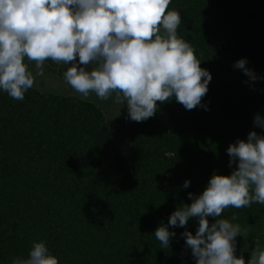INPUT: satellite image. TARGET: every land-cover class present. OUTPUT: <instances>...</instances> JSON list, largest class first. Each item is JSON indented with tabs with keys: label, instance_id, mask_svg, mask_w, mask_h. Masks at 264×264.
Returning <instances> with one entry per match:
<instances>
[{
	"label": "trees",
	"instance_id": "obj_1",
	"mask_svg": "<svg viewBox=\"0 0 264 264\" xmlns=\"http://www.w3.org/2000/svg\"><path fill=\"white\" fill-rule=\"evenodd\" d=\"M169 10L180 12L177 34L212 76L201 101L208 110L173 98L136 122L120 104L127 138L118 143L100 104L76 93L30 88L14 100L0 90V264L39 241L59 264H196L182 233L195 235L198 218L184 227L168 220L214 173L231 174L230 144L264 135L254 125L264 117V0H171ZM242 58L256 81L234 67ZM218 219L244 230L235 254L246 264L255 241L264 248V205L226 208ZM161 225L175 233L168 249L154 234Z\"/></svg>",
	"mask_w": 264,
	"mask_h": 264
},
{
	"label": "clouds",
	"instance_id": "obj_2",
	"mask_svg": "<svg viewBox=\"0 0 264 264\" xmlns=\"http://www.w3.org/2000/svg\"><path fill=\"white\" fill-rule=\"evenodd\" d=\"M170 4L171 0H0V90L23 100L51 59L71 65L63 75L77 93L85 98L94 93L102 101L115 94L113 102L125 104L136 122L153 117L158 103L173 98L186 110H208L201 101L212 76L200 66L192 45L178 36L181 15L169 10ZM26 60L35 63V76ZM246 65L242 58L234 67L256 81ZM254 125L264 128V117L257 114ZM227 154L229 167L236 165L231 174L214 173L202 194L189 193L191 204L178 207L168 220V225L184 227L190 218H198L195 235L182 233L196 264H246L235 254L236 237L244 230L218 217L226 208L264 205V135L251 131L246 141L230 144ZM189 185L186 180L183 187ZM208 217L217 219L210 224ZM168 225L154 232L163 249L175 236ZM254 244L247 264H264V248L259 241ZM11 264L59 261L39 241Z\"/></svg>",
	"mask_w": 264,
	"mask_h": 264
},
{
	"label": "rangeland",
	"instance_id": "obj_3",
	"mask_svg": "<svg viewBox=\"0 0 264 264\" xmlns=\"http://www.w3.org/2000/svg\"><path fill=\"white\" fill-rule=\"evenodd\" d=\"M25 62L28 64L29 70L32 71L33 75L35 76V73L37 71V69L35 68V63L29 62L27 60ZM70 66L71 65L59 64L57 68L53 69V71H50L48 69V65L44 63V75L35 76V83L32 88L37 89L42 93L51 91L60 93L62 95L76 93L77 96L82 98L83 100H88L97 105L100 104L103 113L106 115L110 131L115 136V138H117V142L120 143L122 139H126L127 134H125V130L127 125L124 123V121L122 122V119H125L126 114H124V110L122 109L121 105L114 103V98H111L112 96L108 100L102 101L94 93H91L87 98L77 93L64 79L63 74ZM93 67V65H90L89 69ZM59 69H61L60 74H58ZM119 123L120 125L118 126ZM127 146L128 144L124 146L123 149L125 150ZM125 152H127V150H125Z\"/></svg>",
	"mask_w": 264,
	"mask_h": 264
}]
</instances>
